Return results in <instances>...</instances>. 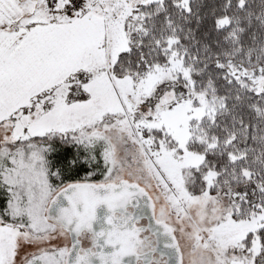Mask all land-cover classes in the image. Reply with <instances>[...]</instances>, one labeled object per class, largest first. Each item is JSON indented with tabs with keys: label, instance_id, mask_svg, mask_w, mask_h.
<instances>
[{
	"label": "snow or ice",
	"instance_id": "6c2138e0",
	"mask_svg": "<svg viewBox=\"0 0 264 264\" xmlns=\"http://www.w3.org/2000/svg\"><path fill=\"white\" fill-rule=\"evenodd\" d=\"M0 264H264V0H0Z\"/></svg>",
	"mask_w": 264,
	"mask_h": 264
}]
</instances>
